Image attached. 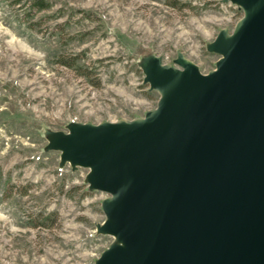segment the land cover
<instances>
[{
    "label": "water",
    "instance_id": "water-1",
    "mask_svg": "<svg viewBox=\"0 0 264 264\" xmlns=\"http://www.w3.org/2000/svg\"><path fill=\"white\" fill-rule=\"evenodd\" d=\"M223 27L203 72L178 50L140 62L159 93L142 116L47 130L60 163L88 169L115 237L95 264H264V0Z\"/></svg>",
    "mask_w": 264,
    "mask_h": 264
},
{
    "label": "rangeland",
    "instance_id": "rangeland-1",
    "mask_svg": "<svg viewBox=\"0 0 264 264\" xmlns=\"http://www.w3.org/2000/svg\"><path fill=\"white\" fill-rule=\"evenodd\" d=\"M46 1L0 0V264H95L115 241L97 231L107 194L89 190L87 168L61 165L47 130L144 115L159 93L141 60L180 50L208 72L219 55L207 41L243 11L221 0Z\"/></svg>",
    "mask_w": 264,
    "mask_h": 264
},
{
    "label": "trees",
    "instance_id": "trees-1",
    "mask_svg": "<svg viewBox=\"0 0 264 264\" xmlns=\"http://www.w3.org/2000/svg\"><path fill=\"white\" fill-rule=\"evenodd\" d=\"M174 4V3H173ZM35 9L37 10H41L43 8H46L49 6V3L46 0H33V5H32ZM68 64H70L69 62H67ZM50 218L49 215L45 216L43 221L40 223L44 226H48V224L46 223V219Z\"/></svg>",
    "mask_w": 264,
    "mask_h": 264
}]
</instances>
